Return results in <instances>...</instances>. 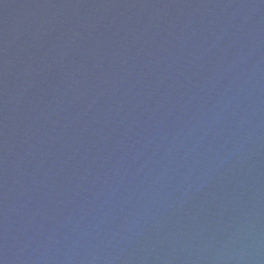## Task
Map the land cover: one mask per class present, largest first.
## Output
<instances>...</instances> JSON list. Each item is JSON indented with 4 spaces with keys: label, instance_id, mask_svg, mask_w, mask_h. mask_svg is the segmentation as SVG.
Instances as JSON below:
<instances>
[{
    "label": "water",
    "instance_id": "1",
    "mask_svg": "<svg viewBox=\"0 0 264 264\" xmlns=\"http://www.w3.org/2000/svg\"><path fill=\"white\" fill-rule=\"evenodd\" d=\"M0 264H264V0H0Z\"/></svg>",
    "mask_w": 264,
    "mask_h": 264
}]
</instances>
